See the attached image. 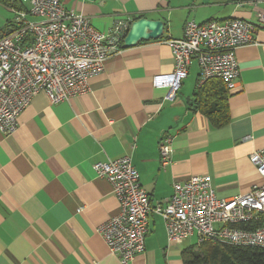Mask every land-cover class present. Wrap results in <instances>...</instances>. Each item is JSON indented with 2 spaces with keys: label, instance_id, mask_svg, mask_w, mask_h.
Wrapping results in <instances>:
<instances>
[{
  "label": "crops",
  "instance_id": "obj_1",
  "mask_svg": "<svg viewBox=\"0 0 264 264\" xmlns=\"http://www.w3.org/2000/svg\"><path fill=\"white\" fill-rule=\"evenodd\" d=\"M98 32L118 20L163 22L159 40L120 50L89 91L52 105L35 95L10 135L0 133V264H121L97 228L119 212L110 182L93 166L131 159L152 205L166 202L173 185L209 176L218 199L250 192L262 180L249 156L264 149V0H60ZM239 19L255 24V43L239 48V77L229 92V121L213 127L187 105L199 77L193 62L174 100L154 88V76L174 69L167 40L180 39L187 21ZM172 140L171 162L162 167L158 141ZM247 138V139H246ZM192 236L167 241L162 219L150 215L145 249L128 264H184Z\"/></svg>",
  "mask_w": 264,
  "mask_h": 264
},
{
  "label": "built area",
  "instance_id": "obj_2",
  "mask_svg": "<svg viewBox=\"0 0 264 264\" xmlns=\"http://www.w3.org/2000/svg\"><path fill=\"white\" fill-rule=\"evenodd\" d=\"M24 9L11 10L13 17L0 33V133L10 135L18 127V116L32 98L43 93L52 105L89 91L88 80L100 75L106 61L120 53L131 20H118L109 34L96 31L81 14L67 10L60 0H22ZM264 26V12L257 16ZM257 26L228 19L198 24L187 21L180 39L169 38L174 62L169 74L154 76V88L169 90L174 100L193 62L199 68L196 87L220 80L229 92L236 88L239 68L236 51L255 43ZM247 139V138H246ZM162 167L171 162L172 140L158 141ZM262 180L250 192L218 199L209 176H194L173 185L170 198L152 205L128 156L93 166L106 178L119 203V212L97 228L109 252L121 264L132 262L145 249L150 215L159 216L167 241L180 244L196 237L206 242L264 249V149L249 156ZM242 229L239 224H253Z\"/></svg>",
  "mask_w": 264,
  "mask_h": 264
},
{
  "label": "trees",
  "instance_id": "obj_3",
  "mask_svg": "<svg viewBox=\"0 0 264 264\" xmlns=\"http://www.w3.org/2000/svg\"><path fill=\"white\" fill-rule=\"evenodd\" d=\"M0 4L9 10H22L20 0H0ZM229 91L220 80H209L196 87L192 99L188 101L192 112H200L215 128H222L229 121L227 100ZM261 220L253 224H239L242 229H256ZM184 264H264V249L241 247L206 242L185 249L182 253Z\"/></svg>",
  "mask_w": 264,
  "mask_h": 264
},
{
  "label": "water",
  "instance_id": "obj_4",
  "mask_svg": "<svg viewBox=\"0 0 264 264\" xmlns=\"http://www.w3.org/2000/svg\"><path fill=\"white\" fill-rule=\"evenodd\" d=\"M164 31V24L158 20L139 18L131 21L129 30L124 38L123 47L130 48L140 42L159 40Z\"/></svg>",
  "mask_w": 264,
  "mask_h": 264
},
{
  "label": "rangeland",
  "instance_id": "obj_5",
  "mask_svg": "<svg viewBox=\"0 0 264 264\" xmlns=\"http://www.w3.org/2000/svg\"><path fill=\"white\" fill-rule=\"evenodd\" d=\"M12 17L13 14L11 13V10L0 4V33H4L6 31L5 24L7 21L11 20Z\"/></svg>",
  "mask_w": 264,
  "mask_h": 264
}]
</instances>
